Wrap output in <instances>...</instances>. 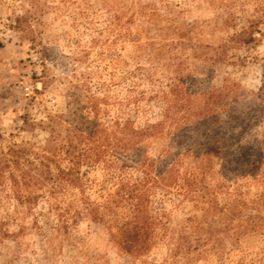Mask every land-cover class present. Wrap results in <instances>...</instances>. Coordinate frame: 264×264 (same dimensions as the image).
<instances>
[{
  "label": "rangeland",
  "instance_id": "rangeland-1",
  "mask_svg": "<svg viewBox=\"0 0 264 264\" xmlns=\"http://www.w3.org/2000/svg\"><path fill=\"white\" fill-rule=\"evenodd\" d=\"M116 124L160 125L142 149L166 177L142 199L160 223L152 247L113 234L134 204L115 224L66 226L51 196L29 206L5 177L0 264H264V0H0V153L39 164L67 127ZM199 173L194 196L167 187ZM81 175L108 206L110 175L85 163Z\"/></svg>",
  "mask_w": 264,
  "mask_h": 264
},
{
  "label": "trees",
  "instance_id": "trees-1",
  "mask_svg": "<svg viewBox=\"0 0 264 264\" xmlns=\"http://www.w3.org/2000/svg\"><path fill=\"white\" fill-rule=\"evenodd\" d=\"M159 128L160 125H153L134 130L116 124L112 128L97 126L93 132L83 136L80 127H67L64 135L48 141L39 157V164L30 162L24 152L16 147L7 154L0 153V180L8 177L23 203L29 206L47 193L54 201L58 217L66 226L76 224L85 217L108 225L115 224L114 213L134 204L133 220L113 234L118 236L116 240L123 248H151L160 223H152L144 215L142 199L145 198L147 185L152 183L166 187V177L159 180L153 177L154 162L142 154V149L146 140L159 137ZM83 163L89 168L101 167L113 179L111 189L114 190L112 196L108 197V206L92 202L84 194L81 179ZM13 167L20 168L19 176L13 175ZM27 167L28 170H25ZM128 171L132 172L134 178H119L120 174ZM173 171L174 168L168 172V176ZM115 175L119 179H115ZM183 180L172 178L167 187L177 194L184 193V197L206 190L203 173L197 174L192 181L186 177ZM19 183H22L20 189ZM109 220L113 222L109 223ZM109 228L114 229L112 226Z\"/></svg>",
  "mask_w": 264,
  "mask_h": 264
}]
</instances>
